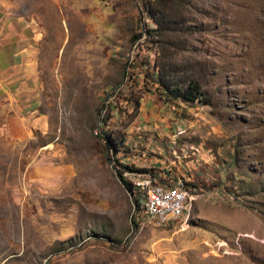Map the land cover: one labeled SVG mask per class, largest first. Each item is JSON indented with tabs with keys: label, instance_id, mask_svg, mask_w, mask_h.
<instances>
[{
	"label": "rangeland",
	"instance_id": "rangeland-1",
	"mask_svg": "<svg viewBox=\"0 0 264 264\" xmlns=\"http://www.w3.org/2000/svg\"><path fill=\"white\" fill-rule=\"evenodd\" d=\"M190 1L175 61L195 103L166 100L152 37L155 60L132 56L155 28L141 0H12L34 20L38 103L11 122L0 97V264H264V0ZM174 167L189 222L155 228L137 184Z\"/></svg>",
	"mask_w": 264,
	"mask_h": 264
},
{
	"label": "trees",
	"instance_id": "trees-1",
	"mask_svg": "<svg viewBox=\"0 0 264 264\" xmlns=\"http://www.w3.org/2000/svg\"><path fill=\"white\" fill-rule=\"evenodd\" d=\"M141 2L148 18L155 25V28L148 30L147 33L152 37L150 44L155 43L159 47L157 65L160 75L158 83L165 91L166 100H181L186 103L200 102L204 97V88L201 82L192 74L184 71L175 61L177 53L186 48L187 41L180 40V35L187 32L186 12L191 1L141 0ZM177 74H181L183 77L181 81L176 80ZM106 141H108V150L113 148L115 152H119V143L115 142L113 137L108 136ZM128 168L132 172L134 171L132 167ZM143 172L146 173V171ZM125 183L132 191L130 183L127 181ZM137 202L139 203V200Z\"/></svg>",
	"mask_w": 264,
	"mask_h": 264
},
{
	"label": "crops",
	"instance_id": "crops-1",
	"mask_svg": "<svg viewBox=\"0 0 264 264\" xmlns=\"http://www.w3.org/2000/svg\"><path fill=\"white\" fill-rule=\"evenodd\" d=\"M13 6L12 0H0V97L14 111L11 122H19L22 116L17 114L33 116L38 103L34 66L29 65L36 52V30L28 22L34 20L12 13Z\"/></svg>",
	"mask_w": 264,
	"mask_h": 264
},
{
	"label": "built area",
	"instance_id": "built-area-1",
	"mask_svg": "<svg viewBox=\"0 0 264 264\" xmlns=\"http://www.w3.org/2000/svg\"><path fill=\"white\" fill-rule=\"evenodd\" d=\"M147 39L148 41L151 39L150 35L149 37L137 38L131 50L132 56L134 54L136 56L139 55L140 50H147L146 52L154 54V60L157 58L158 51H152L149 48L150 44H147ZM149 62L152 64L150 59ZM152 66L155 73L153 77L156 76L158 78L159 67L156 62ZM94 133L105 141L107 140L108 135L104 134L103 127L100 126ZM179 133L183 134L184 131L179 130ZM109 151L110 160L114 165L117 162L114 157L115 150L110 148ZM137 189L142 195V198L138 199L140 206H142V215L140 217L142 220H145L155 228H183L188 224L196 196V186L193 183L192 175H186L184 170H181V168L176 169L175 167L160 175L144 173L142 174V180L137 184ZM140 218L136 220L140 222Z\"/></svg>",
	"mask_w": 264,
	"mask_h": 264
}]
</instances>
